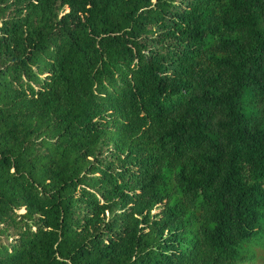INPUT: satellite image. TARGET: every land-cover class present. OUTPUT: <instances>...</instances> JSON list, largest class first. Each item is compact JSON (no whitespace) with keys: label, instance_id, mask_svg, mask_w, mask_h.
Here are the masks:
<instances>
[{"label":"trees","instance_id":"trees-1","mask_svg":"<svg viewBox=\"0 0 264 264\" xmlns=\"http://www.w3.org/2000/svg\"><path fill=\"white\" fill-rule=\"evenodd\" d=\"M0 264H264V0H0Z\"/></svg>","mask_w":264,"mask_h":264}]
</instances>
